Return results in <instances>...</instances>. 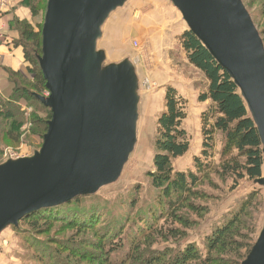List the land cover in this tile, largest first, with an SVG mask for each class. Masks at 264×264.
<instances>
[{
    "label": "trees",
    "instance_id": "obj_1",
    "mask_svg": "<svg viewBox=\"0 0 264 264\" xmlns=\"http://www.w3.org/2000/svg\"><path fill=\"white\" fill-rule=\"evenodd\" d=\"M18 1L19 6L28 8L37 18L41 4L48 0ZM243 3L247 8L244 0ZM254 24L256 26L255 21ZM9 27L18 33L14 46L22 48L26 66L20 71L4 68L13 92L8 96L0 94V118L12 126L7 138L18 143L22 134L20 129L26 122L23 105L32 106L33 132L41 138L42 148L48 122L52 119L51 109L37 99L38 95L47 92V82L39 63L43 54V25L14 18ZM256 28L264 42V30ZM180 42L189 65L205 78L203 90L198 95L200 102H209L201 114V155L187 171L177 170L174 166L175 160L190 151L191 139L184 127L188 116L186 100L170 84L166 88L164 110L158 119L154 168L147 174L151 187L146 198L141 197L142 187L134 188L128 198L119 197L113 202H107L97 194L78 196L64 205L34 212L21 220L18 227L12 226L16 232L23 233L21 226L27 224L33 233L46 235L52 232L55 223L62 222L77 232L94 229L98 233V223L102 220L104 223L108 216L113 218L103 232L100 229L97 234L99 246L95 245L94 251L86 249L81 241L66 238L55 246L52 260L61 256L69 262L64 264H80L79 260L91 264H222L229 255H235L240 259L237 264H241L250 254L255 244L250 243V232L247 233L245 228L248 218H253V209L260 205L261 190L250 193L214 228L207 237L205 257L196 244L188 245L184 250L179 248L190 237L197 220L209 212L205 202L212 196L205 186L208 183L217 187L212 173L236 181L247 178L254 183L264 176L263 145L240 89L189 29L182 34ZM24 70L25 75L32 76L29 81L23 77ZM4 145L0 139V155ZM218 155L219 164L216 162ZM159 241L173 246L154 249ZM79 248H82L81 252ZM37 260L42 262L44 259L38 255ZM42 264H47V260Z\"/></svg>",
    "mask_w": 264,
    "mask_h": 264
},
{
    "label": "water",
    "instance_id": "obj_2",
    "mask_svg": "<svg viewBox=\"0 0 264 264\" xmlns=\"http://www.w3.org/2000/svg\"><path fill=\"white\" fill-rule=\"evenodd\" d=\"M129 0H49L39 63L52 111L43 146L0 165V234L26 216L94 195L121 176L137 142L140 97L132 62L104 66L110 15ZM241 91L264 155V42L242 0H169ZM264 189V176L256 181ZM241 264H264V226Z\"/></svg>",
    "mask_w": 264,
    "mask_h": 264
},
{
    "label": "rangeland",
    "instance_id": "obj_3",
    "mask_svg": "<svg viewBox=\"0 0 264 264\" xmlns=\"http://www.w3.org/2000/svg\"><path fill=\"white\" fill-rule=\"evenodd\" d=\"M12 1L14 2V0H0V9L9 7ZM48 2L49 0L47 3L41 4L39 17L35 18L34 24L42 23L44 25ZM244 2L248 6L247 10L253 16L256 26L259 30H264V0H244ZM170 4L169 0L127 1L122 8H118L110 15L102 29V38L98 41V50L105 49L107 51L104 66L120 64L127 60L134 63L139 78L138 91L140 94L137 142L134 150L130 154L119 179L96 193L107 202H113L119 197L128 198L133 193L134 188L138 187H142L141 197H147V192L151 187V181L147 174L154 168L158 119L164 110L166 88L173 83L172 81L182 80L184 76L198 81L195 89L199 90V93L205 84L204 76L189 65L187 54L180 42L182 34L189 28L183 20L182 14L170 8ZM25 9L29 11L28 8L25 7ZM5 18L6 21H1L0 18V42H7L10 47L16 49L14 39L18 37V33L10 30L9 23L14 18H24L18 16L10 18L5 16ZM4 68L0 63V94L8 96L12 94L13 86L5 76L4 70L6 69ZM25 74L26 70L23 72V75ZM23 77L27 81L32 79L28 73ZM28 84L31 85V83ZM41 96L48 97L46 92ZM197 106V102H189V106L188 101L185 103L186 111L189 110L191 113L184 121V127L190 135L191 148L188 154L174 161L177 170L187 171L192 168L194 159L201 155L203 138L202 126L196 118L199 108ZM22 112L26 117V122L20 129L22 134L20 138L18 136V143H13L7 138V132L12 126L0 118V129L2 127L0 139L6 145L3 146L4 150L0 155L1 163L9 161L11 158L32 157L41 149V138L33 132V107L24 103ZM42 113L43 110L40 111V114ZM216 162L218 164L220 162L219 155L216 156ZM211 178L217 187H212L208 183L205 186L212 196L205 202L209 206V212L203 215L202 219L197 220V224L190 231V237L184 240L179 248L184 250L188 245L196 244L205 257L208 252L207 237L213 233L214 228L222 223L250 193L261 190L260 205H256L253 209V218H248L245 228L247 233L250 232V243L252 241L255 244L264 226V190L256 182L254 183L247 178L236 181L232 177L221 178L217 173H212ZM202 188L204 189V186ZM105 219L104 223V220L98 223L96 229L99 234L100 229L103 232L109 221L113 220L111 216ZM53 226L52 232L46 235L33 233L27 224L21 226L24 229L23 233L16 232L12 227L7 228L0 234V264H42V262L46 263V260L47 264L69 263L61 256L53 260L51 257L55 246L59 241L66 238L81 241L80 244H85V248L89 251H94L95 245L99 246L97 242L98 233L94 229L77 232L62 222H57ZM22 234L27 241L23 240ZM168 246L173 245H170L169 242L159 241L153 248L163 250ZM78 250L81 252L82 248ZM38 255L44 259L42 262L37 260ZM234 256L229 255L228 260L222 264L240 262L239 257ZM79 263L91 264L86 260H79ZM92 264L96 263L92 262Z\"/></svg>",
    "mask_w": 264,
    "mask_h": 264
},
{
    "label": "crops",
    "instance_id": "obj_4",
    "mask_svg": "<svg viewBox=\"0 0 264 264\" xmlns=\"http://www.w3.org/2000/svg\"><path fill=\"white\" fill-rule=\"evenodd\" d=\"M145 1L148 2L149 0H145ZM18 3H19L18 0H14V2L12 1L11 5L9 7H7V8L3 7L2 9H0V18L2 19L1 21H6L5 16H7L9 18L13 17V16H18V17H22L24 19L30 20V22L36 21V19L34 17H32V15L30 14V12L27 11L25 8L19 6ZM154 5L156 7H158L156 3H154ZM169 6H170V8H173L174 10L179 12L176 9V7H174V5L172 3ZM183 24L186 27L184 22H183ZM182 32H184V31H182ZM102 35H103V31H102ZM101 38H102V36H101ZM102 51L105 52L106 59H107V51L105 49H102ZM0 63L2 66L11 67L15 71L20 70L23 66H25L24 54L22 52V49L21 48L15 49L13 47H10V44L7 42H0ZM132 64L135 67L134 63H132ZM135 70H136V74H137L136 67H135ZM138 80H139V78H138ZM172 82L173 83L171 85L176 87L178 89V91L180 92V94L183 96V98L186 101H188V106H189V102L190 103L191 102H193V103L197 102V104H198L197 107H199V108H198V115H196V118L200 122V125H201V114L207 108V106L209 105V102L202 103L199 101V99H198L199 90L197 91L195 89V87L198 85V81L194 80L191 77H185L184 76V78L182 80L180 79L178 81H172ZM163 92L165 93V91H163ZM164 93H163V96H164ZM138 95L140 97L139 91H138ZM139 109H140V104H139ZM187 112H188V115L190 116V114H191L190 111L188 110Z\"/></svg>",
    "mask_w": 264,
    "mask_h": 264
},
{
    "label": "built area",
    "instance_id": "obj_5",
    "mask_svg": "<svg viewBox=\"0 0 264 264\" xmlns=\"http://www.w3.org/2000/svg\"><path fill=\"white\" fill-rule=\"evenodd\" d=\"M136 44H137V42H136ZM46 95L49 97V96H50V92H49V91H47V92H46ZM19 159H21V158H16V159H14V158H11V160H19Z\"/></svg>",
    "mask_w": 264,
    "mask_h": 264
}]
</instances>
